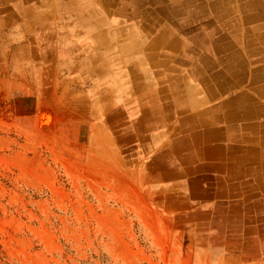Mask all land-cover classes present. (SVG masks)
<instances>
[{
	"label": "rangeland",
	"instance_id": "obj_1",
	"mask_svg": "<svg viewBox=\"0 0 264 264\" xmlns=\"http://www.w3.org/2000/svg\"><path fill=\"white\" fill-rule=\"evenodd\" d=\"M56 52L28 65V34L0 26V264H264L263 202L204 208L199 193L142 177L120 95L143 75L127 83L126 66L59 64ZM155 70L159 92L168 69ZM106 88L108 114L93 94Z\"/></svg>",
	"mask_w": 264,
	"mask_h": 264
},
{
	"label": "crops",
	"instance_id": "obj_2",
	"mask_svg": "<svg viewBox=\"0 0 264 264\" xmlns=\"http://www.w3.org/2000/svg\"><path fill=\"white\" fill-rule=\"evenodd\" d=\"M248 14L261 18L242 25L241 16ZM263 23L264 0H0V26L28 34V65L44 64L46 52L57 50L59 64H121L127 83L143 75L136 91L127 86L120 95L123 113L136 115L131 125L122 123V136L135 131L131 150L144 179L199 193L204 208L264 203L257 199L264 195V73L253 75L264 67V50L247 56L248 49L245 54L242 44L232 42L233 33L240 39L243 32L255 44L264 35ZM116 33L122 34L120 43L113 41ZM117 50L120 62L112 56ZM240 55L248 72L242 76L233 59ZM158 66L168 69L159 92L149 80L159 74ZM93 94L111 113L112 90Z\"/></svg>",
	"mask_w": 264,
	"mask_h": 264
},
{
	"label": "bare ground",
	"instance_id": "obj_3",
	"mask_svg": "<svg viewBox=\"0 0 264 264\" xmlns=\"http://www.w3.org/2000/svg\"><path fill=\"white\" fill-rule=\"evenodd\" d=\"M126 1V0H125ZM152 1V0H151ZM224 1V0H223ZM246 1V0H245ZM115 2V1H114ZM156 2V1H155ZM158 2V1H157ZM102 3V2H101ZM250 3H252V2H250ZM249 2H248V4H250ZM258 3V2H257ZM256 3V4H257ZM261 3V2H260ZM111 4V3H110ZM160 4V3H159ZM104 5V4H103ZM247 5V4H246ZM259 5V4H258ZM263 5V4H262ZM261 5V6H262ZM244 6V5H243ZM253 6V5H252ZM4 7V6H3ZM217 7H219V6H217ZM216 7V8H217ZM239 7V6H238ZM125 8H127V7H125ZM262 8H263V6H262ZM218 9V8H217ZM221 9V8H220ZM246 10H247V8H245ZM253 10H254V8H253ZM42 11V10H41ZM211 11V10H210ZM225 11V10H224ZM241 11H242V8H241ZM244 11V10H243ZM252 11V10H251ZM135 12V11H134ZM158 12V11H157ZM213 12V11H212ZM248 12V11H247ZM120 13V12H119ZM215 13V12H214ZM220 13V12H219ZM245 14V13H244ZM259 14V13H258ZM119 15V14H118ZM130 15V14H129ZM257 14H252V16L251 15H247V16H241V18H240V23H242V25H244V24H246V23H254L255 24V21L256 20H258V19H260L261 17H260V15H257ZM152 16V15H151ZM227 16V15H226ZM225 16V17H226ZM260 21V20H259ZM158 22V21H157ZM256 22H258V21H256ZM148 23V22H147ZM253 24V25H254ZM264 24V23H263ZM133 25V24H132ZM260 25H262V23H260ZM140 26V25H139ZM129 27V26H128ZM133 27V26H132ZM214 27V26H213ZM125 28V27H124ZM124 28H122V29H124ZM218 28V27H217ZM118 29V28H117ZM126 29V28H125ZM215 29V28H214ZM258 30V29H257ZM118 31H120V28L118 29ZM132 31H134V30H132ZM137 31V30H136ZM207 31V30H206ZM125 32V31H124ZM138 32V31H137ZM120 33V32H119ZM136 33V32H135ZM117 34V33H116ZM128 34V33H127ZM131 34V33H130ZM138 34V33H137ZM151 34V33H150ZM234 35H236V40L235 39H232V42H236V43H239V44H242L243 45V47H244V50H245V54H246V50L248 49V51H247V56H249L248 55V52H252V51H254V49H257V48H259V49H263L264 50V35H256L257 36V39L258 40H256L257 42H255V44L253 43V45L251 44V42H248V40H245L246 39V37H245V34H243V32H241L240 33V39H239V32H235V33H233ZM256 34V33H255ZM254 34V35H255ZM122 35V34H121ZM132 35V34H131ZM134 35V34H133ZM247 35V34H246ZM218 36V38L220 39L221 38V34H218L217 35ZM91 37V36H90ZM142 37H143V35H142ZM119 38V37H118ZM134 38V37H133ZM147 38V37H146ZM254 38V37H253ZM145 39V38H144ZM213 42H214V44L215 43H217L215 40H212ZM254 42V41H253ZM260 42H261V44H260ZM127 44V43H126ZM229 44V43H228ZM227 44V45H228ZM133 45V44H132ZM236 45V44H235ZM134 46V45H133ZM136 46V45H135ZM131 47V46H130ZM137 47V46H136ZM214 47V46H213ZM143 48V47H142ZM118 49V48H117ZM130 49V48H129ZM135 49V48H134ZM139 49V48H138ZM126 50H128V48L126 49ZM166 50V49H165ZM193 49L191 48V51H192ZM136 51H138L137 49H136ZM172 51V50H171ZM222 51V50H221ZM125 52V51H124ZM139 53V52H138ZM137 54V53H136ZM153 55V54H152ZM164 55V54H163ZM165 56V55H164ZM168 56H170V55H168ZM157 57V56H156ZM159 57V56H158ZM157 57V58H158ZM164 58V57H163ZM163 58H161V59H163ZM237 58V60H234V62H237V64H240L239 66H237L238 68H239V70H236L235 71V73L236 74H239V75H245V74H248V72L246 73V71H244L246 68H245V66H244V63H243V60H242V57H241V55L240 56H238V57H235V58H233V59H236ZM151 59V58H150ZM165 59V58H164ZM149 60V59H148ZM156 60V59H155ZM167 60V59H166ZM161 61V60H160ZM171 61V60H170ZM253 61V60H252ZM151 62V61H150ZM149 62V63H150ZM156 62V61H155ZM151 65V64H150ZM159 67V66H158ZM233 67V66H232ZM205 69V68H204ZM175 71V70H174ZM187 71V70H186ZM252 72V71H251ZM262 73H264V67L263 68H261V69H255L254 68V71H253V75H255L256 74V76H259L260 74H262ZM190 74V73H189ZM185 75V74H184ZM175 78V77H174ZM218 79V78H217ZM215 80H216V78H215ZM262 80V79H261ZM258 81V80H257ZM188 82V81H187ZM160 83V82H159ZM194 83V82H193ZM197 83V82H196ZM262 83V82H261ZM264 83V82H263ZM180 84V83H179ZM234 84V83H233ZM178 85V84H177ZM181 85H182V83H181ZM200 85V84H199ZM232 85V84H231ZM255 85V84H254ZM179 86V85H178ZM183 86V85H182ZM194 86H195V84H194ZM181 87V86H180ZM187 87V86H186ZM226 87V86H225ZM256 87V86H255ZM216 88V87H215ZM224 88V87H223ZM178 89V88H177ZM192 90V89H191ZM195 90V89H194ZM223 90V89H222ZM185 91H186V89H185ZM190 91V90H189ZM193 91V90H192ZM158 92V91H157ZM179 92V91H178ZM183 92V91H182ZM219 92V91H218ZM190 93V97H191V92H189ZM205 93V92H204ZM264 94V93H263ZM189 95V94H188ZM207 95V94H206ZM166 96V95H165ZM162 97V96H161ZM203 97V96H202ZM205 97V96H204ZM200 99V98H199ZM171 100V99H170ZM169 100V101H170ZM161 102V101H160ZM263 103V102H262ZM170 104V103H169ZM242 104L243 105H247V101H246V99L245 100H242ZM164 105V104H163ZM172 105V104H171ZM166 106V105H165ZM221 107H222V105H221ZM163 109V108H162ZM164 112V111H163ZM257 112V111H256ZM260 112V111H259ZM44 114V113H43ZM49 117L50 116H47V115H45L44 114V117H43V120L42 121H44L45 123H48V121H49ZM259 117V116H258ZM261 117V116H260ZM143 121V120H142ZM49 124V123H48ZM48 124H46V125H48ZM51 124V123H50ZM43 126H45V125H43ZM261 126H263V125H261ZM260 127V126H259ZM263 128V127H262ZM49 129V128H48ZM261 129V128H260ZM259 130V129H258ZM260 131V130H259ZM258 131V132H259ZM49 132V131H48ZM186 132V131H185ZM186 139V138H185ZM259 139V138H258ZM261 140V139H260ZM259 141V140H258ZM234 142V141H233ZM232 142V143H233ZM259 144V143H258ZM247 145V144H246ZM260 145V144H259ZM249 147V146H248ZM255 149V148H254ZM250 151V150H249ZM264 155V154H263ZM262 160V159H261Z\"/></svg>",
	"mask_w": 264,
	"mask_h": 264
}]
</instances>
